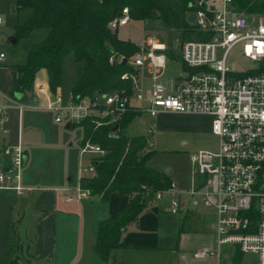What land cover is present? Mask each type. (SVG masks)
Returning <instances> with one entry per match:
<instances>
[{
	"label": "built area",
	"instance_id": "2783aa9c",
	"mask_svg": "<svg viewBox=\"0 0 264 264\" xmlns=\"http://www.w3.org/2000/svg\"><path fill=\"white\" fill-rule=\"evenodd\" d=\"M189 13L194 18L190 24L205 38L181 44L177 54L185 68L178 77L164 79L167 47L147 36L130 58L115 54L109 57L110 63L124 59L129 67L119 75L120 80L129 82L128 92L120 89L95 93L72 103L69 92L63 98L56 91L51 93L47 83H34L32 91L44 97L38 107L52 111L55 122L60 123L63 114L65 122H79L90 116L94 128L113 126L107 133L111 139L117 137L118 123L129 109L136 115L146 113L151 117L160 113L209 116L217 148L201 149L191 156L194 173L201 180L186 190H178L170 182L166 190L155 194V199L161 200L167 194L175 196L169 204L173 213L185 203L192 208H215V248L197 250L195 258L218 256L220 248L228 245L252 255L255 264H264V9L245 15L237 12L233 0H194L186 16ZM128 20V10L123 7L107 27L114 30ZM236 45L241 46L243 57L253 62L254 68L241 71L227 65L228 54ZM4 58L0 49V62ZM6 108L0 105V125L8 119ZM2 153L8 161L0 169V189L20 194L22 148L17 143L3 148ZM104 154L97 143L81 139L77 185L65 190L64 202L94 196L81 186V180L93 173L92 162Z\"/></svg>",
	"mask_w": 264,
	"mask_h": 264
},
{
	"label": "trees",
	"instance_id": "16d2710c",
	"mask_svg": "<svg viewBox=\"0 0 264 264\" xmlns=\"http://www.w3.org/2000/svg\"><path fill=\"white\" fill-rule=\"evenodd\" d=\"M194 0H14V9H29L30 14L12 27L16 41L28 39L34 30H44V37L31 45H24L22 64L10 65L16 73L15 93L23 94L32 88L35 73L43 69L51 93L60 87L62 61L72 54L75 62V77L69 93L72 103L95 93L105 94L113 90L129 91V82L119 75L129 70L125 62L113 60L111 55L130 58L137 45L117 37L116 30L107 25L121 8L126 7L130 20L139 21L150 17L160 18L166 29L180 31L182 41L204 39L194 25L186 21V13ZM238 13H259L264 9V0H233ZM154 12L155 15H151ZM167 56L181 61L173 50ZM183 68L184 65H183ZM136 112L127 110L118 123L117 137L111 139L107 133L113 126L102 124L93 127L91 117L79 122L82 139L97 143L105 154L92 162L93 173L81 180V186L101 201L109 193L128 195V202L118 213L98 223L94 241V252L107 260L110 252L125 245L119 240L125 225L155 198L158 191L170 185L167 174L146 166L154 151L150 139L144 135H130L126 128ZM231 256V264H241L243 253L237 248ZM12 243L0 256V264H15L11 258Z\"/></svg>",
	"mask_w": 264,
	"mask_h": 264
},
{
	"label": "crops",
	"instance_id": "0c3cea01",
	"mask_svg": "<svg viewBox=\"0 0 264 264\" xmlns=\"http://www.w3.org/2000/svg\"><path fill=\"white\" fill-rule=\"evenodd\" d=\"M12 6L11 13L19 10L14 9V4ZM21 10L24 11L23 21L30 10ZM35 31L38 30L32 34ZM44 35L45 32L39 40ZM10 65L16 64L8 62L5 55L0 62V105L7 106L8 119L0 125V169L8 161L2 149L19 143L24 156L20 177L23 190L17 194L10 189H0V256L12 243L11 258L15 264L52 261L54 264H215L216 260L219 264L220 253L218 256L192 257V248L207 242L192 230L196 207L185 203L177 213H173L169 204L176 197L170 194L161 200L154 198L133 221L125 225L119 239L125 247L113 249L107 260L99 258L93 249L97 225L118 213L129 197L111 192L106 201L96 196L79 201L62 200L65 190L77 185L78 145L82 130L77 122H65L63 131L77 128L78 138L59 141L54 160L49 158L52 154L46 149L37 152L29 135L30 127H40L48 121L57 131L54 127L57 122L52 111L38 107L44 101L43 96L34 91L32 98L25 93L19 98L14 95L16 73L9 68ZM37 82L46 83L43 69L35 73L33 84ZM56 92L61 94L60 87ZM17 106H21L20 110ZM48 111L52 115L44 114ZM139 116L135 115L131 120L136 119L143 125ZM57 137L60 138L59 134ZM165 174L169 177L170 172ZM211 228L213 230V223Z\"/></svg>",
	"mask_w": 264,
	"mask_h": 264
},
{
	"label": "rangeland",
	"instance_id": "374dc122",
	"mask_svg": "<svg viewBox=\"0 0 264 264\" xmlns=\"http://www.w3.org/2000/svg\"><path fill=\"white\" fill-rule=\"evenodd\" d=\"M13 4V0H0V17L2 19L0 25V49L4 51L8 62L21 64L25 56L23 46L38 42L39 37L45 31H35L28 39H20L15 45H11L6 40V37L13 35L12 27L20 23L24 16V11L21 9L14 13L10 12V6ZM116 35L118 38L129 40L136 45L145 37L151 36L165 44L167 49L173 50L176 54L184 42L181 40L180 31L166 29L162 20L155 17L139 21L128 20L124 26L117 28ZM227 65L241 71L254 68V63L243 57L240 45H236L229 52ZM182 73V62L176 58L168 57L164 70V79L169 81L180 76ZM74 77L75 62L72 54H68L62 61L60 84L62 96H67L73 85ZM24 93L32 98V88ZM23 111H26V109ZM44 114L52 115L49 111ZM63 115L62 121L54 126L57 128V131L53 129V126L49 125L48 121H45L40 127H30L29 135L33 141L35 150L37 152L41 149L48 150L52 154L49 155L51 160H54V156L55 158L57 156L59 141H65L66 139L75 141L79 136L77 128H72V131H63L66 120L65 114ZM139 117L143 119L144 124L140 125L136 119H133L128 124L126 133L141 134L150 139L151 150L154 153L147 159L146 166L157 171L170 172L169 179L176 184L178 190H186L197 183V181H200L201 178L194 173L191 156L201 149L217 148L218 141L217 137L211 132L210 117L200 114L181 113H163L155 117L141 113ZM57 133L60 138L57 137ZM73 150L75 151V147ZM37 156L39 155L37 154ZM193 215L192 230L195 232L194 234H198L199 237H202V241L205 240L207 242L195 245L196 248H192L193 250H191L192 257L193 253L203 246L215 248V234L211 225L216 220V210L213 206L199 205L195 208ZM175 217L178 218V216ZM234 250L231 246H222L219 251L220 259L218 263L231 264V256L234 254ZM254 262L255 260L252 255L244 254L241 264H254ZM30 264H54V262H31ZM215 264H217V260Z\"/></svg>",
	"mask_w": 264,
	"mask_h": 264
},
{
	"label": "water",
	"instance_id": "95a60500",
	"mask_svg": "<svg viewBox=\"0 0 264 264\" xmlns=\"http://www.w3.org/2000/svg\"><path fill=\"white\" fill-rule=\"evenodd\" d=\"M10 12H13V6L11 5L10 6ZM151 15H155L154 12H151ZM186 21L189 22V23H193L194 22V18H193V14L192 13H189L187 16H186ZM6 40L11 44V45H15L16 44V39L14 38L13 35H9L6 37ZM121 62L123 63L124 62V59L121 60ZM17 98L20 97L21 94H18V93H15L14 94ZM67 127V125H66ZM114 128H116V126H114Z\"/></svg>",
	"mask_w": 264,
	"mask_h": 264
}]
</instances>
